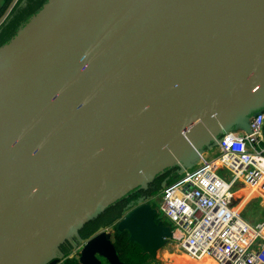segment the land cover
I'll return each instance as SVG.
<instances>
[{
  "label": "water",
  "instance_id": "water-1",
  "mask_svg": "<svg viewBox=\"0 0 264 264\" xmlns=\"http://www.w3.org/2000/svg\"><path fill=\"white\" fill-rule=\"evenodd\" d=\"M258 112L264 0H47L0 48V264H57L75 237L81 264H123L84 226ZM159 215L116 227L156 259Z\"/></svg>",
  "mask_w": 264,
  "mask_h": 264
},
{
  "label": "built area",
  "instance_id": "built-area-1",
  "mask_svg": "<svg viewBox=\"0 0 264 264\" xmlns=\"http://www.w3.org/2000/svg\"><path fill=\"white\" fill-rule=\"evenodd\" d=\"M249 122L251 132H226L217 156L199 154L201 164L161 192L159 212L170 222L177 248L192 261L264 264V219L253 223L243 216L253 196L264 206V112Z\"/></svg>",
  "mask_w": 264,
  "mask_h": 264
},
{
  "label": "trees",
  "instance_id": "trees-1",
  "mask_svg": "<svg viewBox=\"0 0 264 264\" xmlns=\"http://www.w3.org/2000/svg\"><path fill=\"white\" fill-rule=\"evenodd\" d=\"M46 2L47 0H29V5L26 8L22 9V11L20 10L17 15L15 14L16 16L12 18L11 22L0 33V48L4 44L8 43L16 35L17 31L21 29L29 21V19L43 7ZM181 175V172H177L175 175H170V181L175 180ZM154 192H157V190ZM144 198L139 202L137 201L135 202V204L127 207V209H122L123 213L126 214L131 208L139 205L144 200ZM109 208L98 218L87 223L84 226V228L81 230V235L83 238H89L92 235L98 233L101 228H108L111 225L112 221L117 218V214H115V216L113 217V215L108 212L110 210ZM115 213H118V211ZM108 219L110 220L108 221ZM158 219L160 220L161 217H159ZM98 224L99 226L97 227V229H95L94 227ZM112 242L119 256V259L123 264H153L155 262V259H153L149 253L144 252L143 247L139 243L130 240V233L127 230L119 231L116 225L114 227V232L112 235ZM69 253L70 251L65 252L66 256L62 264H81L79 255L70 257ZM107 264L109 263L107 262Z\"/></svg>",
  "mask_w": 264,
  "mask_h": 264
},
{
  "label": "rangeland",
  "instance_id": "rangeland-1",
  "mask_svg": "<svg viewBox=\"0 0 264 264\" xmlns=\"http://www.w3.org/2000/svg\"><path fill=\"white\" fill-rule=\"evenodd\" d=\"M215 150H217L216 154H215V152H216ZM207 152H208L209 157H208V155H206ZM218 153H219L218 152V147H217V145H214L212 147L203 149L201 154H203L208 159H212L215 156H217ZM188 163H191V164H189L188 167L175 166V168L177 169L178 172H181L182 175H183L186 170H190V168H194V167H196V166L201 164L200 155L191 156L185 162V164H188ZM162 175L160 176V178L158 176L157 179H156L157 180L156 181L157 185H156L155 189H157V187H159L160 191L158 190L157 192H155V195H154V197L152 198V201H151L152 206L155 207L158 210L161 209V203H162V194H161V192H162L163 188L166 186V182L167 181L165 179L168 176V174H165L164 176H162ZM240 198H242V197H240ZM258 203L260 204V206H262V208H264V206L261 204V201L258 202V200H255V201L251 200V203H249L248 206H245L244 209H243V216L246 219H248L249 221L253 222V223H257V222H259V221L264 219V209L262 210L259 207ZM124 215L125 214L122 211V207H120L119 210H118V213H117V218L115 220H113L111 225L108 227V229H109V231L111 233L114 232L115 225L118 223V221ZM159 217H161V219L164 220L165 223L170 225V222L163 216L162 213L159 215ZM110 219H108V221ZM98 226H99V224L96 225L94 228L97 229ZM74 239H79V238H74ZM72 241H73V239H72ZM73 249H74V247H72V245L70 243H67L66 245H64V253L68 252V251H70V253H71L73 251ZM170 253H175L176 254V256L173 255V257H172L173 259L177 258V259H179L181 261L186 262V264H197L196 262L190 260L189 258H187L185 255L182 254V250L177 248L176 242L173 239L168 240L167 244L159 251V254L157 255V258H160V259L164 258V254H166L165 255V258H166V257L169 256ZM76 255L78 256L79 254H76Z\"/></svg>",
  "mask_w": 264,
  "mask_h": 264
},
{
  "label": "crops",
  "instance_id": "crops-1",
  "mask_svg": "<svg viewBox=\"0 0 264 264\" xmlns=\"http://www.w3.org/2000/svg\"><path fill=\"white\" fill-rule=\"evenodd\" d=\"M25 1H26V3H25ZM28 5H29V0H0V33L11 22L13 17H15L19 13L20 10L22 11V9L26 8ZM232 131L238 135H242L245 132V130L241 126H237ZM261 141L264 144V123H263V127H262ZM215 151H216L215 152V154H216L217 150H215ZM218 152H219V150H218ZM206 155H208V152L206 153ZM208 157H209V155H208ZM190 169H192V168H190ZM244 193H245V191L240 193L241 197ZM251 200H254V201L258 200V202H259V201H261V198L259 196L251 197L247 202H245L244 207L248 206V204L251 203ZM261 204H262V202H261ZM258 205L262 210L264 209V208H262V206H260L259 203H258ZM244 207H243V209H244ZM107 231L110 232L108 228H107ZM112 235H113V233H112ZM75 238H77V237H75ZM84 239H87V238H84ZM80 240L81 239H74L73 238V241L65 242L60 247L61 250L57 251V253H56V255L58 254L57 257H54L49 262H53L55 260L56 262H58L57 264H62V262L66 256V254L64 253V245H66L67 243H70L72 245V247H74L72 242H74L76 244V247H74L73 251L71 253H69V256L70 257L71 256H77L76 254L79 253V251H80L79 248L81 246ZM158 254H159V252H158ZM165 255L166 254H164V258H162V259H160V258L155 259V262L153 264H186V262L181 261L177 258L173 259L172 258L173 255L176 256L175 253H170L169 256L166 258H165ZM107 262L108 261L106 259H103V264H107ZM194 262H196V261H194ZM196 263L202 264L201 262H196Z\"/></svg>",
  "mask_w": 264,
  "mask_h": 264
},
{
  "label": "flooded vegetation",
  "instance_id": "flooded-vegetation-1",
  "mask_svg": "<svg viewBox=\"0 0 264 264\" xmlns=\"http://www.w3.org/2000/svg\"><path fill=\"white\" fill-rule=\"evenodd\" d=\"M177 172H178L177 169L175 167H173V168L163 172L162 173L163 175L162 174L161 175L164 176L165 174H168V176L165 179L167 181L166 182V184H167L168 182H170V175H172V174L175 175ZM161 175H158L159 178H160ZM156 181L157 180H155L150 185L149 189L148 188L146 189V188L139 187V188H136V189L132 190L127 195H125L123 198L118 200L116 204H114L112 207H110L109 208L110 210L108 212H110V214L113 215V217H114L115 214H117L115 212H117L120 207H122V209H127V207L131 206L132 204H135V202H137V201L139 202L144 197H145L144 201L149 200V202H151L152 198L155 195L154 191H156V190L158 191L159 190L158 187H157V189H155V187L157 185Z\"/></svg>",
  "mask_w": 264,
  "mask_h": 264
},
{
  "label": "bare ground",
  "instance_id": "bare-ground-1",
  "mask_svg": "<svg viewBox=\"0 0 264 264\" xmlns=\"http://www.w3.org/2000/svg\"><path fill=\"white\" fill-rule=\"evenodd\" d=\"M207 264V262H205Z\"/></svg>",
  "mask_w": 264,
  "mask_h": 264
}]
</instances>
